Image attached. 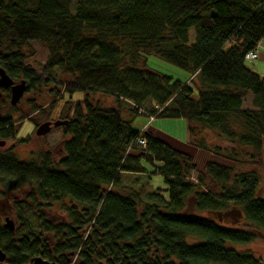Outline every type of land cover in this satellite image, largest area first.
<instances>
[{
  "label": "trees",
  "instance_id": "trees-1",
  "mask_svg": "<svg viewBox=\"0 0 264 264\" xmlns=\"http://www.w3.org/2000/svg\"><path fill=\"white\" fill-rule=\"evenodd\" d=\"M31 42L48 52L39 73L24 66L23 48ZM260 42L264 0H0V66L24 80L36 100L49 96L50 110L69 98L57 117L68 123L60 127L56 158L50 150L18 155L12 143H27L16 137L25 117L16 127L12 115L0 116V140L13 145L0 149V197L8 194L18 222L10 231L0 217L6 263L252 262L249 251L235 247L264 242V77L244 61ZM149 56L189 81L151 70ZM97 92L117 106L93 104L89 94ZM76 93L81 100H72ZM248 94L251 109L243 108ZM121 101L133 115L148 103L149 116L185 119L191 145L235 166L209 162L192 178L190 156L133 130ZM28 103L32 113H43ZM136 137L145 150L131 144ZM142 160L164 176L168 200L146 193L147 181L122 186L125 174L146 175ZM143 193L157 203L143 202ZM236 218L241 228L227 227ZM192 238L200 242L190 244Z\"/></svg>",
  "mask_w": 264,
  "mask_h": 264
},
{
  "label": "rangeland",
  "instance_id": "rangeland-1",
  "mask_svg": "<svg viewBox=\"0 0 264 264\" xmlns=\"http://www.w3.org/2000/svg\"><path fill=\"white\" fill-rule=\"evenodd\" d=\"M192 40L194 39L193 30L190 31ZM23 54L25 56L24 66L32 72L39 73L40 67L46 62L48 52L45 47L39 43H28L27 46L23 48ZM147 66L156 72L165 74L174 80L179 81H189L190 75L185 73L182 70L177 69L173 65L165 62L162 59H159L154 56H149L147 59ZM246 66L255 71H260L261 76L264 77V42H262L259 47L258 58L252 62V64L246 63ZM62 80V79H61ZM64 80V79H63ZM18 80H14V83H18ZM191 85L193 83H190ZM35 94L25 93L24 96L20 99L18 105L16 106L18 112H12L9 108V103L5 104L2 100L0 102V116L7 114L12 115L13 120L15 121V126H18L19 120L22 117H25L22 121V124L17 127V139H27V143H22L20 145L12 143L16 147V152L18 155L25 156L31 151L39 150H50L51 153L56 158L61 155V141L63 139L60 128L52 130L48 135L44 137H37L35 135L36 129L40 124L45 123V121L58 120L57 117L64 115L66 113L65 102L69 99L68 96H64L63 99L59 100L54 107V110H50L49 103L50 97L46 94H43L41 100H36ZM248 96H251L248 94ZM82 94L76 93L72 96V100H81ZM89 99L93 104H98L102 108L116 107L117 102L115 98L110 96H105L100 92L90 93ZM35 101L37 105L41 106L43 113H32L31 106L28 102ZM250 97H246V101L243 104V108H249ZM144 107V108H143ZM143 113L140 115H133L130 113V106L126 101L120 102V108L122 110V119L124 121L131 122L132 129L135 131L142 132L145 130L156 140L168 145L172 149L178 150L190 156L192 159L193 166L195 167V172H201L204 170L205 165L209 162L223 165L226 167H234V163L224 157L217 155L214 152L203 150L199 147L191 145L189 143V134H188V123L185 119L182 118H164V117H154L152 120L149 117V114L146 113L148 110V103L143 105ZM146 108V109H145ZM145 111V112H144ZM215 143V142H213ZM8 143V147L12 145ZM147 148V146H146ZM145 148V149H146ZM143 149V148H142ZM143 149V150H145ZM262 161L264 162V140H263V152H262ZM142 166L146 169L149 174L147 179L146 175H140L139 177L135 174H125L122 178V186H129L131 188H138L141 184H144L145 181L148 182V187L146 190L151 193L157 191L161 196H165L166 199H169L168 186L165 183L164 176L157 173L155 170V164H149L145 160L141 161ZM260 191L263 194L264 198V167H260ZM193 172H191V177L195 178ZM7 193L3 197H0V217L1 223H4V216L8 215L15 223L18 224L15 213L13 212V207L11 201L7 199ZM7 197V198H6ZM143 202L149 204H156L157 200L150 197L149 194L143 193L142 195ZM188 213H192L191 208H188ZM200 217H205L200 215ZM48 218L51 220H56L52 215H48ZM237 218L227 219L225 222L227 227L241 228L237 223ZM260 241V240H258ZM252 242L246 245L236 246L238 252L249 251L252 255V262L247 264H256L255 261H260V264H264V242ZM190 244L199 243V239L192 238L188 241Z\"/></svg>",
  "mask_w": 264,
  "mask_h": 264
},
{
  "label": "water",
  "instance_id": "water-1",
  "mask_svg": "<svg viewBox=\"0 0 264 264\" xmlns=\"http://www.w3.org/2000/svg\"><path fill=\"white\" fill-rule=\"evenodd\" d=\"M0 88L2 89H9L10 91V104L16 105L23 95L26 92V84L24 81L19 83H14L13 80L8 76L4 68L0 66ZM67 120H56L53 123L50 121L40 124L35 132L37 137H44L49 134L53 129L60 128L62 126L67 125ZM3 227L10 231L15 229L14 221L9 218L5 217ZM6 255L0 250V262L5 260ZM32 264H50L47 260L42 259L40 257H36L33 259Z\"/></svg>",
  "mask_w": 264,
  "mask_h": 264
},
{
  "label": "flooded vegetation",
  "instance_id": "flooded-vegetation-1",
  "mask_svg": "<svg viewBox=\"0 0 264 264\" xmlns=\"http://www.w3.org/2000/svg\"><path fill=\"white\" fill-rule=\"evenodd\" d=\"M11 79H12V78H11ZM12 80H13V82H14V79H12ZM21 81H24V80H20L19 82H21ZM19 82H18V83H19ZM15 84H16V83H15ZM3 91H4V92L6 91V94H7V96H8V99H6V98L4 97V93H3ZM2 100H3L4 102H6V100H8L7 102L9 103V108H10V107H13V105L10 104V91H9V89H2V88H0V102H2ZM7 102H6L5 104H7ZM2 103H3V102H2ZM18 103H19V102H18ZM18 103H17L16 105H14V106H17ZM10 110H11V109H10ZM58 120H60V119H58ZM54 121H56V120H50L51 123H53ZM45 122H48V121H45ZM53 130H54V129H53ZM47 135H48V134H47ZM8 143L10 144L9 141L0 140V149H1L2 151H7V150L9 149V147H11V146L8 147ZM12 147H13V145H12ZM13 149L16 150V147H14ZM4 217H5V216H4ZM6 261H7V257H5V260H4L3 262H0V264H7ZM26 264H32V261L29 262V263H26Z\"/></svg>",
  "mask_w": 264,
  "mask_h": 264
},
{
  "label": "built area",
  "instance_id": "built-area-1",
  "mask_svg": "<svg viewBox=\"0 0 264 264\" xmlns=\"http://www.w3.org/2000/svg\"><path fill=\"white\" fill-rule=\"evenodd\" d=\"M261 43L258 44L257 48L253 51L247 52L244 55V61L246 63L252 64L253 61H255L258 58V48L260 46ZM150 119L152 120L153 116H149ZM131 144L139 146L143 149L146 148L147 144L146 141L143 138H138L136 137L135 139L132 140Z\"/></svg>",
  "mask_w": 264,
  "mask_h": 264
},
{
  "label": "crops",
  "instance_id": "crops-1",
  "mask_svg": "<svg viewBox=\"0 0 264 264\" xmlns=\"http://www.w3.org/2000/svg\"><path fill=\"white\" fill-rule=\"evenodd\" d=\"M262 44V43H261ZM261 44H260V46H261ZM259 46V47H260ZM258 52H259V48H258ZM257 74H259V75H261V73H259L260 71H255ZM246 97H250V105H249V108L248 109H251L252 108V105H251V100H252V96H246ZM245 101H246V98H245ZM194 173V175H196V172H193ZM143 175V174H142ZM137 176V175H136Z\"/></svg>",
  "mask_w": 264,
  "mask_h": 264
}]
</instances>
